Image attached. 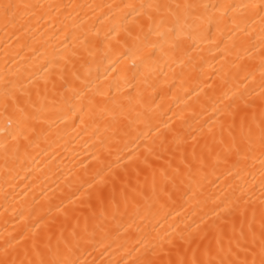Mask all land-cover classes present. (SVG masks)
<instances>
[{"label":"snow or ice","instance_id":"obj_1","mask_svg":"<svg viewBox=\"0 0 264 264\" xmlns=\"http://www.w3.org/2000/svg\"><path fill=\"white\" fill-rule=\"evenodd\" d=\"M0 21L5 31L16 30L14 36L21 30L38 33L58 49L48 61L57 70L51 99L49 80L33 93L32 78L25 83L15 57L5 52L0 157L7 175L32 151L48 153L41 144L51 146L57 121L67 128L69 120L73 125L79 120L77 135L90 131L94 146L106 147L118 142L116 129L125 113L139 107L137 116H145L165 86L176 90L185 108V97L198 101L201 93H212L211 115L194 131L191 124L188 129L155 124L154 135L136 136L135 149H119L124 163L101 168L86 188L77 189H83L80 207L53 217L29 208L30 228L5 241L0 264H96L82 257L98 251L103 256L117 241L122 242L116 250L134 256L131 264H264V0H0ZM112 40L135 57L124 70L129 91L122 98L77 88L70 89L71 96L56 91V74L61 87L69 75L80 79L81 53L109 48ZM116 63L113 71L120 77ZM207 111L202 106L201 115ZM217 181L225 189L219 195L206 192L207 185L219 188ZM198 197L199 204L211 201V213L178 220L174 208ZM41 226L42 232L30 231Z\"/></svg>","mask_w":264,"mask_h":264},{"label":"bare ground","instance_id":"obj_2","mask_svg":"<svg viewBox=\"0 0 264 264\" xmlns=\"http://www.w3.org/2000/svg\"><path fill=\"white\" fill-rule=\"evenodd\" d=\"M18 3H30L35 0H14ZM41 2H61V0H41ZM64 3H126L129 0H62ZM132 2H140V0H132ZM200 2H226V0H200ZM99 27V25H97ZM107 25H105V28ZM15 29L9 28L5 31L2 21H0V67L3 66L5 59V52L7 51L11 56L15 57L18 65L21 67L25 83H28V78L31 77L34 81L32 85L33 93L35 88L39 87L43 91L45 79L49 80L47 85L49 90V99L55 94L53 92L52 74L57 70L48 64V61L56 54L58 49H53L51 46L43 43L44 39L39 34L33 35V32L21 30L16 32V36L12 35ZM103 37V32H101ZM63 37H61L62 39ZM66 43L72 45L71 39ZM6 45L8 47L6 48ZM35 49V51L33 50ZM107 53V56L105 55ZM83 61V68L80 69V79H75L69 75V83L61 87V81L58 74L55 75L56 91L63 93L67 91V95L71 96L70 89H84L89 94L103 93L105 95H115L119 98L127 93L129 89L123 85L122 77L124 70L131 68L132 62L135 59L130 54H125L123 47L118 45L115 40L111 41L109 48L95 49L92 54L87 52L81 53ZM113 61H116L115 67L120 70V77L117 72L113 71ZM139 62V61H137ZM163 79V77H161ZM119 80V89L118 87ZM175 89L169 91L165 86L156 96L155 104L151 105V111L145 116L138 117L137 112L143 109L137 107L135 110H129L122 118L121 125L116 129L115 141L110 142L108 146L101 147L98 143L94 146V138L91 132L79 131V120L75 125L71 120L68 121V127L65 128L63 123L57 121L53 125L49 137V144H41V148H47L48 153H42L38 148L31 152V155L23 160L22 163L14 165V171L7 175L4 171L3 160L0 157V254H2L5 246V241L12 235L19 237L21 232L29 229L33 218H29L28 209L34 208L38 215H47L49 217L61 216L64 208L80 207L79 201L83 198V189L77 192V189L87 187V182L92 180L93 176L101 168H105L111 164L113 168L119 167L124 161L119 160V156L123 152H128L137 147L140 141L133 142L138 134L143 137L154 135V130L150 132V126L167 122L169 125H175L177 128L183 127L188 129V124L192 125L189 129L194 131L200 126L208 116L211 115L212 102L209 99L212 93L205 95L200 94L197 101L195 97L184 99L188 103V107H184V103L178 101L174 93ZM146 93V95H150ZM179 95H182L180 93ZM35 98V96H34ZM59 100V95H55ZM127 101H125V104ZM179 103V107L177 104ZM202 106L207 107L208 111L201 115ZM183 112L181 113V110ZM179 114V115H178ZM187 121V123H185ZM129 122L131 126L129 127ZM128 132V135H125ZM127 144V147H125ZM209 179H215L210 177ZM219 188L213 185L206 186V192L215 191L217 195L225 189L226 185L217 181ZM259 191L256 195L259 196ZM196 198L190 204L181 207L177 205L173 214H179L178 220L198 219L204 213H211L212 203L208 201L207 205L199 204ZM5 208L8 211L5 212ZM18 210V211H16ZM20 212L24 216H20ZM30 231H43V226L40 228H31ZM122 241L114 243L112 248L108 249L103 256L99 251L94 252L92 256L86 253L82 259L92 261L94 258L96 264L104 261L112 260L120 261L123 264L124 260H128L131 264L134 256H128L124 250H116L117 244ZM130 247V245H129ZM102 251V249H101Z\"/></svg>","mask_w":264,"mask_h":264}]
</instances>
